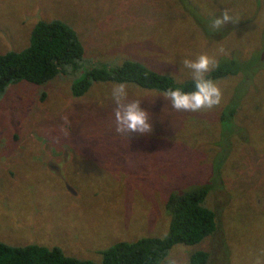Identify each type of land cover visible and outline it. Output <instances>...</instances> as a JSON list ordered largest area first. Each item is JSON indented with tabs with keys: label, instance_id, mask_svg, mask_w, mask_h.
I'll list each match as a JSON object with an SVG mask.
<instances>
[{
	"label": "rangeland",
	"instance_id": "374dc122",
	"mask_svg": "<svg viewBox=\"0 0 264 264\" xmlns=\"http://www.w3.org/2000/svg\"><path fill=\"white\" fill-rule=\"evenodd\" d=\"M226 9L233 22L211 30ZM51 19L76 31L84 68L129 59L183 82L192 77L182 61L208 53L234 58L240 72L216 82L219 106L199 112L127 86L153 124L129 137L115 131V84L75 98L80 71L9 86L0 98V241L99 262L117 242L166 235L173 187L209 183L214 234L174 246L161 264L170 253L189 264L197 250L207 264H264V0H0V54L22 50L36 22ZM237 94L240 130L215 171L218 114Z\"/></svg>",
	"mask_w": 264,
	"mask_h": 264
},
{
	"label": "trees",
	"instance_id": "16d2710c",
	"mask_svg": "<svg viewBox=\"0 0 264 264\" xmlns=\"http://www.w3.org/2000/svg\"><path fill=\"white\" fill-rule=\"evenodd\" d=\"M183 1V0H180ZM84 47L76 31L67 23L51 19L40 20L33 26L28 44L22 50L0 54V98L12 85L26 82L43 85L67 73L81 77L71 84L75 98L84 96L97 83H124L139 89L164 94L179 87L185 92L195 90L194 81H175L174 77L153 70L135 60H124L120 65H99L84 68ZM234 58L219 61V66L207 74L215 82L237 76L240 69ZM239 105L238 94L218 114L220 169L239 127L234 122ZM223 145V147H221ZM211 184H192L180 192L176 187L168 195L165 207L170 214L168 232L164 237H142L134 241H120L99 252V262L65 255L61 249L39 244L8 245L0 241V264H161L176 245L195 246L214 234L217 224L213 210L206 206ZM236 253V252H234ZM189 264H207L208 253L197 250L189 255Z\"/></svg>",
	"mask_w": 264,
	"mask_h": 264
},
{
	"label": "clouds",
	"instance_id": "9594fccd",
	"mask_svg": "<svg viewBox=\"0 0 264 264\" xmlns=\"http://www.w3.org/2000/svg\"><path fill=\"white\" fill-rule=\"evenodd\" d=\"M233 22L228 9L221 16L211 21V30H219L224 25ZM217 53L223 54L224 48H218ZM183 66L190 70L195 90L185 92L177 87L169 89L163 97L170 100L171 107L177 111L199 112L211 110L219 106L223 93L219 85L207 74L219 66L216 54L202 53L195 59H184ZM111 96L115 104L114 123L115 131L120 135L129 137L131 133L148 134L153 131L150 113L141 107V99H129L127 85L118 83L113 85ZM164 264H182L176 253H170Z\"/></svg>",
	"mask_w": 264,
	"mask_h": 264
},
{
	"label": "water",
	"instance_id": "95a60500",
	"mask_svg": "<svg viewBox=\"0 0 264 264\" xmlns=\"http://www.w3.org/2000/svg\"><path fill=\"white\" fill-rule=\"evenodd\" d=\"M263 57H264V55H263ZM263 57H262V59H263Z\"/></svg>",
	"mask_w": 264,
	"mask_h": 264
}]
</instances>
